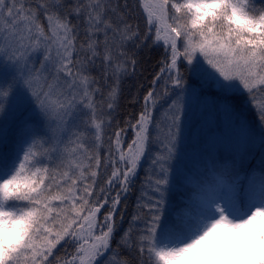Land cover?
Returning a JSON list of instances; mask_svg holds the SVG:
<instances>
[{
    "label": "snow or ice",
    "instance_id": "1",
    "mask_svg": "<svg viewBox=\"0 0 264 264\" xmlns=\"http://www.w3.org/2000/svg\"><path fill=\"white\" fill-rule=\"evenodd\" d=\"M262 246L264 0H0V264H264Z\"/></svg>",
    "mask_w": 264,
    "mask_h": 264
},
{
    "label": "trees",
    "instance_id": "2",
    "mask_svg": "<svg viewBox=\"0 0 264 264\" xmlns=\"http://www.w3.org/2000/svg\"><path fill=\"white\" fill-rule=\"evenodd\" d=\"M163 56V49L154 51H145L141 55V64L138 65L136 75L133 76L126 82L125 91L123 98L120 101V108L118 110L117 119L121 121V126H123V120L135 115L140 111L142 105V98L146 90L150 87L153 75L159 70V60ZM139 97V102H133L134 97ZM159 111H162L159 110ZM159 111L157 116H159ZM251 119H253V112L249 109L246 111ZM133 137V132L131 129L127 131L126 140L130 142ZM147 167V164L144 165ZM143 168L139 173V178L137 181L136 188L127 194V199L122 200L120 205V211L124 214V227L128 226V221L131 216L136 211L137 196L139 195V182L144 178ZM103 212V209H102ZM119 219V217H118Z\"/></svg>",
    "mask_w": 264,
    "mask_h": 264
},
{
    "label": "clouds",
    "instance_id": "3",
    "mask_svg": "<svg viewBox=\"0 0 264 264\" xmlns=\"http://www.w3.org/2000/svg\"><path fill=\"white\" fill-rule=\"evenodd\" d=\"M258 256H259L261 259H264V246H262L261 249L259 250V252H258Z\"/></svg>",
    "mask_w": 264,
    "mask_h": 264
},
{
    "label": "rangeland",
    "instance_id": "4",
    "mask_svg": "<svg viewBox=\"0 0 264 264\" xmlns=\"http://www.w3.org/2000/svg\"><path fill=\"white\" fill-rule=\"evenodd\" d=\"M246 115V114H245ZM247 116V118L249 119V117H248V115H246ZM250 120V119H249Z\"/></svg>",
    "mask_w": 264,
    "mask_h": 264
}]
</instances>
